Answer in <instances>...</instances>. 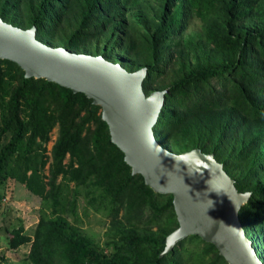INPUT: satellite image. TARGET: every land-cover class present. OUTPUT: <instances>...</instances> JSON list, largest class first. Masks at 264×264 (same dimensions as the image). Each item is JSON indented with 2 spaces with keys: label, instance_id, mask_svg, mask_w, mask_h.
<instances>
[{
  "label": "trees",
  "instance_id": "16d2710c",
  "mask_svg": "<svg viewBox=\"0 0 264 264\" xmlns=\"http://www.w3.org/2000/svg\"><path fill=\"white\" fill-rule=\"evenodd\" d=\"M0 17L45 44L146 67L145 94L167 89L156 140L212 153L250 192L238 217L264 263V0H0ZM13 182L39 198L33 233L8 230L28 264H228L197 234L160 255L178 226L173 195L132 174L100 105L0 59L1 205ZM80 202L104 218L102 242L82 232Z\"/></svg>",
  "mask_w": 264,
  "mask_h": 264
},
{
  "label": "water",
  "instance_id": "95a60500",
  "mask_svg": "<svg viewBox=\"0 0 264 264\" xmlns=\"http://www.w3.org/2000/svg\"><path fill=\"white\" fill-rule=\"evenodd\" d=\"M0 59L18 64L25 77L45 78L83 92L100 105L111 140L132 174H141L155 192L173 195L178 226L166 236L160 255L197 234L214 244L228 264H264L238 217L250 192L237 191L212 153L200 148L175 153L156 140L153 126L167 89L145 94L146 67L128 71L102 55L45 44L36 38L34 25L21 28L1 17Z\"/></svg>",
  "mask_w": 264,
  "mask_h": 264
},
{
  "label": "rangeland",
  "instance_id": "374dc122",
  "mask_svg": "<svg viewBox=\"0 0 264 264\" xmlns=\"http://www.w3.org/2000/svg\"><path fill=\"white\" fill-rule=\"evenodd\" d=\"M189 30H199L200 22L192 20ZM56 136V129L52 131L51 140L48 142L50 149ZM6 200L0 204V264H28L26 254L29 245L20 246L17 250L8 247V230L18 226L21 222L25 224L24 231L32 234L38 218L39 198L32 195L21 183H11ZM79 213L81 216L80 228L83 233L102 242L105 230L104 218L93 210L88 209L87 215L82 213L83 202H80Z\"/></svg>",
  "mask_w": 264,
  "mask_h": 264
},
{
  "label": "built area",
  "instance_id": "2783aa9c",
  "mask_svg": "<svg viewBox=\"0 0 264 264\" xmlns=\"http://www.w3.org/2000/svg\"><path fill=\"white\" fill-rule=\"evenodd\" d=\"M4 201L6 200V199H3Z\"/></svg>",
  "mask_w": 264,
  "mask_h": 264
}]
</instances>
